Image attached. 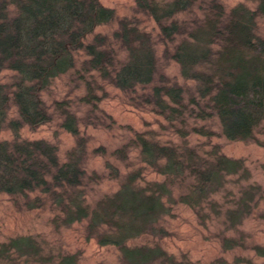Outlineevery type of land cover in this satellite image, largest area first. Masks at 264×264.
Instances as JSON below:
<instances>
[{
  "label": "rangeland",
  "instance_id": "1",
  "mask_svg": "<svg viewBox=\"0 0 264 264\" xmlns=\"http://www.w3.org/2000/svg\"><path fill=\"white\" fill-rule=\"evenodd\" d=\"M98 1L113 16L83 41L107 51L112 75L128 58L125 31L146 34L156 61L153 80L123 89L101 70L81 67L85 46L71 50L70 66L39 92L49 120L17 129L21 139L53 145L55 157L53 163L41 155L45 170L52 171L31 187L0 190V264H125L129 250L145 246L163 250L153 264H162L164 252L178 264H264V114L251 136L226 137L210 95H201L200 81L182 73L177 51L212 2L221 4L224 14L236 6L256 13V31L264 37L259 0H194L166 20L182 26L170 37L141 0ZM8 10L13 14L17 6L10 2ZM224 44L217 40L213 53L223 52ZM201 69L208 70L196 65ZM14 74L3 68L0 83L10 85ZM174 82L182 88V107L163 92ZM157 98L164 107L151 100ZM71 115L75 131L65 124ZM17 117L10 101L7 119ZM14 136L10 128L0 129V140ZM145 144L153 148L151 156ZM224 162L230 168L219 170ZM72 166L81 170L79 181L58 184L60 171ZM129 188L141 199L152 196L154 217L119 227L127 218L114 203ZM78 207L88 214L70 218L67 209Z\"/></svg>",
  "mask_w": 264,
  "mask_h": 264
},
{
  "label": "trees",
  "instance_id": "2",
  "mask_svg": "<svg viewBox=\"0 0 264 264\" xmlns=\"http://www.w3.org/2000/svg\"><path fill=\"white\" fill-rule=\"evenodd\" d=\"M192 1L183 0L181 4L180 0H141V6L160 22L165 36L170 37L174 32H181L182 26L176 19L166 20ZM10 2L17 6L13 14L8 10ZM257 11L264 13V0H259ZM255 14L241 6L224 14L221 4L212 2L205 18L190 32V40L183 44V50H177L181 53L178 57L182 73L200 81L198 90L203 96L210 95L213 108L220 116L223 133L230 139L251 136L264 114V37L257 34ZM112 16L113 10L98 0H0V70L12 69L16 77L10 85L0 83V129L10 128L15 132L13 139L0 140V190L10 193L23 190L52 171L50 166L45 170L46 162L43 164L41 155L54 163L55 147L46 142L21 139L17 129L25 123L34 125L49 120L50 114L43 107L39 92L58 70L70 66L72 49L85 46L88 56L81 65L84 70L99 69L110 75L107 51L85 43L83 38L96 24L106 22ZM123 27L127 28L125 22ZM122 38L128 58L119 68L113 67L114 74L110 75L113 83L131 89L137 83L152 81L156 61L146 34L126 30ZM221 38L225 40L224 50L215 55L212 46ZM215 59L218 61L212 63ZM196 65L208 70L196 71ZM163 92L174 104L184 106L179 84L164 85ZM157 99L151 100L164 107L163 100ZM10 101L15 103L18 112L14 119H7ZM68 119L66 126L75 131L74 116ZM143 150L147 156L154 153L146 144ZM224 163H220L219 170L230 168V164ZM80 171L77 166H72L60 171L56 180L58 184L62 181L75 184L79 181ZM150 198L149 201L145 197L139 198L133 188L125 190L114 203L117 213L127 218L119 227L131 228L152 220L154 199ZM66 213L70 218L88 214L86 207L67 209ZM19 241L23 245L26 243L25 239ZM112 241L116 242V239ZM134 250H129L131 257L125 264H153L157 251H163L146 246ZM161 261L162 264H178L165 252Z\"/></svg>",
  "mask_w": 264,
  "mask_h": 264
}]
</instances>
